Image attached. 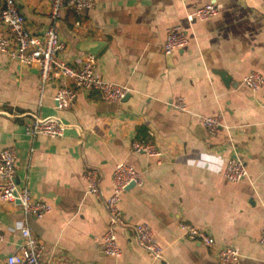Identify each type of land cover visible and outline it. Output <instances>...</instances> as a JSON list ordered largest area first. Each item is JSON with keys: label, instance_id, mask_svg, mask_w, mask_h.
Masks as SVG:
<instances>
[{"label": "crops", "instance_id": "1", "mask_svg": "<svg viewBox=\"0 0 264 264\" xmlns=\"http://www.w3.org/2000/svg\"><path fill=\"white\" fill-rule=\"evenodd\" d=\"M95 1L80 15L64 10L58 22L64 47L56 57L77 68L88 54L78 44L103 42L94 71L127 87L125 99L104 100L97 90L78 89L73 108L57 109L59 80L41 90L36 68L0 51V150L15 148L16 182L51 206L37 220L26 218L17 203L0 202V264L22 243L25 223L42 241L44 264H219L225 245L240 249V264H264V86L252 91L241 82L253 70L264 76V0ZM15 2L27 31L42 37L50 1ZM207 2L219 5L218 14L188 21ZM174 25L189 40L168 62L163 43ZM0 33L9 36L1 20ZM215 70L228 73V86ZM176 96L185 99L186 111L171 106ZM33 113L62 121L63 135L32 139L24 124ZM216 113H222L223 127L210 134L199 115ZM133 139L151 140L161 154L133 152ZM232 157L246 164L242 181L223 176ZM117 162L132 165L144 180L121 194L125 225L117 229L118 258L100 248L108 220L104 199ZM87 168L98 172L101 196L86 192ZM182 221L205 229L214 245L186 238ZM136 223L150 226L162 259L137 244L128 227Z\"/></svg>", "mask_w": 264, "mask_h": 264}, {"label": "built area", "instance_id": "2", "mask_svg": "<svg viewBox=\"0 0 264 264\" xmlns=\"http://www.w3.org/2000/svg\"><path fill=\"white\" fill-rule=\"evenodd\" d=\"M0 8V20L6 26L8 35L0 33V51L7 53L23 65L31 66L38 70L40 87L44 89L46 84L58 79L60 85L53 93L55 108L67 110L73 108L76 103L77 90H97L104 100H123L129 90L122 84L105 80L95 73V55L87 54L79 67H73L63 60L57 59L59 50L64 44L60 38L58 22L66 9H71L76 15L84 10L92 9L95 0H49V23L45 27L43 36L29 33L25 28L24 15L19 11L15 0H2ZM219 5L215 2H207L187 15L188 21L205 20L217 15ZM78 24V22H77ZM186 32L179 26L167 28L163 52L167 55L175 49H181L188 43ZM69 79L70 82H67ZM241 82L252 91H258L264 86V76L258 71H250L243 76ZM171 106L179 111H186L187 104L182 96H176ZM201 124L210 134H215L223 127L222 113L211 115H199ZM67 125L55 117H41L36 113L28 123L24 124V130L32 139L37 136L51 138L63 135ZM131 150L135 153L148 155H160L161 152L154 143L147 140L133 139ZM16 150L10 145L0 150V202H13L21 206L26 218L41 219L51 211V206L44 200H34L31 191L26 185H19L15 176ZM223 176L230 182H239L247 177L245 162L238 158H230L223 170ZM82 177L86 181V192L95 196H101L99 175L95 169L87 168ZM111 192L104 199L108 220L106 229L101 235L100 248L106 255L121 256V248L117 242V229L124 226L122 211L119 207L122 192L133 183L134 186L143 184L142 173L132 165L125 162H117L112 171ZM180 229L183 235L205 246L214 245V239L205 229L182 221ZM137 244L148 255L156 260L163 257V247L155 241L153 231L146 223L128 225ZM22 243L18 249L7 255L3 264H44L40 261L43 250L42 241L35 235L30 225L25 223L20 226ZM4 235L0 233V243ZM259 242L264 244V224L261 227ZM240 249L234 245H225L218 250L219 264H240Z\"/></svg>", "mask_w": 264, "mask_h": 264}, {"label": "water", "instance_id": "3", "mask_svg": "<svg viewBox=\"0 0 264 264\" xmlns=\"http://www.w3.org/2000/svg\"><path fill=\"white\" fill-rule=\"evenodd\" d=\"M102 43L103 42H99V41H83L78 44L77 48L81 51H87L88 54L96 55V53L101 52L102 49L101 50H98V49H100V46L102 45ZM103 45L105 46L104 43ZM166 59L168 62L172 61L171 53L166 55ZM214 72L220 75V77L222 78V80L227 86L229 85V81L231 77L228 75V73L225 70H215ZM127 96L128 94L125 96V98ZM132 186H134L133 183H131L128 187H132Z\"/></svg>", "mask_w": 264, "mask_h": 264}]
</instances>
